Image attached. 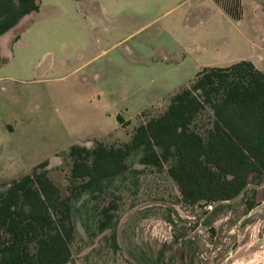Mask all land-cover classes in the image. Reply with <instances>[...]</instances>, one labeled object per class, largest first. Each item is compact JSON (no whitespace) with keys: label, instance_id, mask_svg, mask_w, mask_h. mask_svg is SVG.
Wrapping results in <instances>:
<instances>
[{"label":"rangeland","instance_id":"1","mask_svg":"<svg viewBox=\"0 0 264 264\" xmlns=\"http://www.w3.org/2000/svg\"><path fill=\"white\" fill-rule=\"evenodd\" d=\"M41 1L45 7L35 28L24 35L27 44L13 47L14 31L0 36L5 55L11 49L14 53L12 61L0 64V76L15 80L0 79V190L36 164L47 161L48 176L67 195L69 147L88 145L86 135L92 133L90 129L115 126L118 113L134 115L129 106L130 89L121 87L116 98L111 94L119 88V81L106 82L108 94L99 101L105 109L101 115L71 112L93 84L85 77L89 80L92 72L104 67L109 71L111 65L129 63L130 59L136 60L139 67H147L146 57L155 59L161 41L172 43L171 32H163L162 25L181 15L195 24L201 16V0L173 7L155 21L152 17L160 10L146 11L132 25L142 27L137 33L99 56L102 48L116 40L114 33L98 35L86 30L100 0ZM243 11V23L235 24L247 32L249 48L264 54V0H243ZM261 67L264 69V62ZM156 69L147 74L160 85L182 77V84H189L185 77L191 69L183 65ZM157 114L142 112L131 122L136 119L139 124ZM131 129H124L122 138L111 137L106 143L127 141ZM139 156V152L132 154L127 160L130 170L101 191L72 200L76 234L66 264H143L145 260H158L159 264H264V176L258 184L250 183L259 186L249 188L235 201L223 203L211 216L212 206L181 201L175 182L167 174V165L161 170L145 166L139 163ZM110 203L116 221L117 250L110 246L109 231L98 228L100 209Z\"/></svg>","mask_w":264,"mask_h":264},{"label":"trees","instance_id":"2","mask_svg":"<svg viewBox=\"0 0 264 264\" xmlns=\"http://www.w3.org/2000/svg\"><path fill=\"white\" fill-rule=\"evenodd\" d=\"M37 9L38 0H0V35ZM91 142L73 144L66 153L69 194L48 176L47 161L0 190V264L69 262L76 234L72 200L94 195L127 173L134 153H140L142 165L158 170L167 165L181 201L210 205L211 216L245 185L258 184L264 176V71L249 60L204 67L163 111L137 124L127 141ZM111 208L110 203L100 209L98 228L109 231L110 246L117 250Z\"/></svg>","mask_w":264,"mask_h":264},{"label":"crops","instance_id":"3","mask_svg":"<svg viewBox=\"0 0 264 264\" xmlns=\"http://www.w3.org/2000/svg\"><path fill=\"white\" fill-rule=\"evenodd\" d=\"M75 1L81 2L82 0ZM187 1L189 0H104V2L100 0L99 9L93 12V19L90 21V25L86 26V30L90 33L96 32L98 35L114 33L113 36L116 40L109 47L102 48L96 56L106 54L109 49L116 45H122L130 36L137 33L142 27L133 28L132 25L135 19L137 20L141 15H144L146 11L151 12L155 8L160 10L152 17L151 21H155L163 17L173 7ZM237 1L240 4L238 16L231 15L220 5L218 0H201L198 6L201 16L195 20V24L190 22L189 17L182 15L174 21L169 20L164 23L162 25L163 32L167 30L171 32L172 43L166 45L161 41L155 59L151 56V60L146 57L149 64L147 67H139L136 60L129 58V63L120 61L119 64L111 65L109 71L104 67V69L92 72L89 80L85 77V81H92L93 84L80 97L81 100L77 104V109L71 110V112L89 113L95 117L101 115L105 109L99 101L100 97L106 98V94H108L106 82L119 81V88L113 90L111 94L116 98L117 94L121 92L119 91L121 87L125 86V88L130 89L132 92L129 106L131 107V114H134L132 117H127L118 113L115 116L117 120L115 126L102 129H94L93 126L90 129L92 133L86 135L88 142L86 146H89L93 139L106 141L111 137L122 138L120 135L124 129L132 128L131 130H133L137 125L136 119L133 123L131 122L133 118H137L142 112L163 111L167 107L170 97L177 90L186 86L182 84L185 81L183 77L174 83L164 82L160 85L155 78L147 74L153 68L168 70L176 67V65H183L187 69H191L188 77H185L189 80L188 83L204 67H226L241 60H249L256 68L264 71L261 67L264 62V54L256 53L249 48L247 32L235 24L241 25L244 21L243 0ZM43 7L45 5L41 0H38L36 11L24 16L16 26L0 36L14 31L16 35L11 38L12 46L27 44L24 35L35 28L39 18H41ZM13 58L12 49L9 55H5V51L0 47L1 65L9 63ZM92 59L93 57L88 61L89 64ZM123 64H129V66L126 67ZM133 66L135 67L133 68ZM0 79H10V77L2 75ZM137 79L145 81L144 86L136 83L135 80ZM10 80L15 81L12 78ZM118 115L124 121H128V124H121L117 119Z\"/></svg>","mask_w":264,"mask_h":264},{"label":"built area","instance_id":"4","mask_svg":"<svg viewBox=\"0 0 264 264\" xmlns=\"http://www.w3.org/2000/svg\"><path fill=\"white\" fill-rule=\"evenodd\" d=\"M221 6L225 9L234 13L235 16H238L240 13V4L237 0H218Z\"/></svg>","mask_w":264,"mask_h":264},{"label":"water","instance_id":"5","mask_svg":"<svg viewBox=\"0 0 264 264\" xmlns=\"http://www.w3.org/2000/svg\"><path fill=\"white\" fill-rule=\"evenodd\" d=\"M257 186H259V185H253V184H250V183L247 184V185H245V186L239 191V193H238L235 197H233L230 201H235V200L239 199L247 189H249V188H251V187H257Z\"/></svg>","mask_w":264,"mask_h":264}]
</instances>
